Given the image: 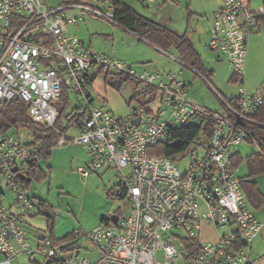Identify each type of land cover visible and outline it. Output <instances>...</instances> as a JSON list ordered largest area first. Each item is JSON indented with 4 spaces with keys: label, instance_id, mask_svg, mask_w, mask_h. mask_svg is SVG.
<instances>
[{
    "label": "built area",
    "instance_id": "2783aa9c",
    "mask_svg": "<svg viewBox=\"0 0 264 264\" xmlns=\"http://www.w3.org/2000/svg\"><path fill=\"white\" fill-rule=\"evenodd\" d=\"M42 1L0 0V101L25 102L34 123L57 133L56 147L81 146L90 157L77 169L82 178L117 172L114 196L128 210L108 215L90 232L75 230L74 247L64 249L49 236L32 245L25 225L39 202L26 179L28 164L39 162L43 147L15 133L0 134V183L12 194L10 207L0 196V264H16L21 256L31 263L47 259L57 264H251L250 247L264 224L249 205L233 155L242 143L254 141L249 126H264L254 119L264 107V85L249 93L243 84L249 43L264 29V6L253 10L242 0H222L214 13L207 49L226 61L241 84L233 98L221 96L203 72L162 51L211 87L223 107L213 111L191 99L182 73L138 71L67 33L69 25L89 18L119 26L109 0H72L54 8ZM95 67L142 84L152 94L149 102L154 97L159 105L132 107L129 116L117 118L90 93ZM64 88L75 105L74 116L63 126L67 131L57 128ZM188 125L202 129L186 149L181 141L178 153L189 150L184 169L178 153H149ZM70 130L79 135L68 136ZM205 224L235 232L205 241ZM82 240L91 243L97 258L82 256ZM185 240L198 243V254L190 257Z\"/></svg>",
    "mask_w": 264,
    "mask_h": 264
},
{
    "label": "rangeland",
    "instance_id": "374dc122",
    "mask_svg": "<svg viewBox=\"0 0 264 264\" xmlns=\"http://www.w3.org/2000/svg\"><path fill=\"white\" fill-rule=\"evenodd\" d=\"M122 1L132 6L138 13L162 23H166L165 19L172 13L174 8H178L176 11H173L175 12L173 15L176 16V19L179 16L183 18L181 14L186 9V4H183L181 7L175 6L176 0H168L167 6L162 4L161 1H156L155 3H150L148 0ZM177 1L179 2V0ZM42 2L51 7L49 0H43ZM253 4L264 5V0H253ZM196 6L200 7L198 1L196 2ZM96 26L99 29L103 28L102 23L98 20L96 21ZM167 27L179 29L174 25ZM200 46L199 54L205 71L213 73L210 78L212 85L224 98H233L237 95L241 84L238 81H232L233 72L229 70L225 60L218 58L219 55L217 53L210 52L204 46ZM162 51H159L158 48L145 41H139L138 37L128 40L123 39L119 46V52L131 55V58L119 60L132 64L138 71L155 68L156 71L161 73H164V71H168L165 73H182V77L186 79L187 83L192 84L189 89L193 101L213 111H223L219 99L206 82L198 77L193 70L173 60ZM168 53L174 57H178L174 48H169ZM247 55L245 65L246 85L244 86L248 91L249 85L256 84L258 79L264 75V45H253V41L250 42ZM89 76L92 79V87H89V90L95 99V103L117 118L129 116L132 107L143 108L146 106L156 109L159 105V102L154 97L152 98L153 101L149 102V97H152V94L148 93L142 84L127 80L120 87L118 77L108 74L107 71L102 72L99 67L93 68ZM74 106L73 104L69 108L67 119L65 118L62 122L63 125H68V121L74 116ZM78 135V132L75 130L68 132V136L73 138ZM20 137L26 141H31L27 132L20 133ZM188 151L175 155V157L182 158L178 163L180 169H184L188 163ZM236 151H239L243 158V163L238 172V176L243 177L246 175L247 157L253 153L260 152V149L255 143L244 142ZM86 158L87 153L84 149L72 142H69L65 146L55 147L51 159L48 161L42 160L41 163V167L44 170L51 167L52 174H49L46 180L40 182L33 180L29 183V192L47 202L49 207L47 212H49L51 217L54 216V232L57 239H61L77 229L90 232L108 215L119 210H124V212L128 210L126 203L117 199L112 192L110 193V190L119 183L117 172H100L92 174L88 178H82L79 175L77 169L85 164ZM48 218L50 217L46 216L45 212H42L38 214L36 219L31 223V226H28L31 240L34 238L39 239V237L41 239L50 235ZM228 228H217L216 230V228L205 227L204 225L201 234L202 240L212 239L218 234L225 235V233L231 230ZM68 243L70 241H66L63 245H67ZM179 244L180 242H178ZM255 244L254 242V246ZM81 245L89 249L93 248L91 243L86 240H82ZM72 246L74 247L76 244ZM86 254L84 249L82 256H86ZM16 264L32 263L29 262L27 257L21 256Z\"/></svg>",
    "mask_w": 264,
    "mask_h": 264
},
{
    "label": "trees",
    "instance_id": "16d2710c",
    "mask_svg": "<svg viewBox=\"0 0 264 264\" xmlns=\"http://www.w3.org/2000/svg\"><path fill=\"white\" fill-rule=\"evenodd\" d=\"M72 0H67V3ZM156 1V0H155ZM115 10V19L119 26L134 34L140 41H145L152 46L168 52L169 48H174L178 54V59L185 65L203 72L208 78H211L212 73L206 72L202 64L200 54L194 48L189 35L187 32L179 33L175 30H171L162 24L158 23L152 18L146 17L138 13L132 6L123 2L122 0H109ZM103 72V71H102ZM109 74V73H108ZM112 75V74H110ZM120 87L123 82L129 80L126 77L118 76ZM92 81V80H91ZM150 100V99H149ZM73 105V102L68 94L66 88L63 89V95L59 103L61 108L60 118L57 123V128L62 131H67V127H63V120L67 119V112ZM254 119L264 124V107L260 113L254 116ZM69 123V122H68ZM254 141L249 143H255L258 145L260 152H256L247 157L246 165L248 173L245 177L240 178L241 187L246 194L248 201L255 203L259 200L261 195L256 187V184L252 182V178L257 175L264 174V126L251 125L248 127ZM202 127L197 125H188L181 130H176L170 133V138L167 142L160 144L156 149L149 151L151 155L156 156H173L179 151L172 148V140L180 139L183 143L184 149H186L191 142L200 134ZM14 132L20 136V133L27 132L31 141H28L29 145H42L41 159H48L51 150L56 147V143L59 139L57 133L48 128L34 123L28 116V105L21 100H3L0 101V134H7ZM208 135V134H207ZM243 163V158L239 155L234 156V165L238 169ZM29 174L28 178L37 181H42L46 174L40 170L37 164L29 163ZM31 182H28V184ZM114 188L110 190V193L114 194ZM46 201L41 200L38 204V212L43 209H48ZM107 218H103L102 222L106 223ZM50 222V221H49ZM53 224H49V237L54 239L52 236ZM70 241L63 248L66 249L77 243L78 239H75L74 233L69 234L61 240V243ZM186 247L190 248V257L198 254L199 247L195 240H185ZM32 264H57L54 260H43L41 262H34Z\"/></svg>",
    "mask_w": 264,
    "mask_h": 264
},
{
    "label": "crops",
    "instance_id": "0c3cea01",
    "mask_svg": "<svg viewBox=\"0 0 264 264\" xmlns=\"http://www.w3.org/2000/svg\"><path fill=\"white\" fill-rule=\"evenodd\" d=\"M66 1L67 0H49V4L52 8H54V7L61 5L63 2H66ZM89 1H98V0H89ZM99 1H102V0H99ZM156 1L157 2L161 1L162 4H165V6L168 5V0H156ZM197 1L199 2L200 7L196 6ZM242 1L246 4H248L251 7V9H253V10H257L258 8L264 6V5H258V4L254 5L253 0H242ZM183 4H186V9L181 14V15H183V18H182V16H181V18L179 16V18L176 19V16L173 15L175 12H173V11H176V9H178V8H174L172 13L170 12L171 14H169V16L165 19L166 23L159 22L156 19H154V20L157 21L158 23L162 24L165 27L170 26V25H174V26H177L179 29L182 28L179 30V29L167 27V28H169L171 30H175L179 33L187 32L194 48L196 49V51L198 53H200L199 52L200 47H201L200 45H202V47L204 46V48L207 49V45H208L209 38H210L209 32H210L211 25L213 22L214 13L219 8H221L222 0H179V2L177 0L175 1V6L181 7ZM96 21H97L96 19L89 18V19L81 21L77 24L69 25L67 27V33L77 36L86 47L91 48L93 51H95L97 53L104 54L106 56H111L112 58H115V59L118 58V60L119 59H123V60L130 59L131 55L122 54L121 52H119V46H120L123 39H127V40L128 39H135V37H137V36L128 32L127 30H125L121 26L113 27L110 24L103 22V21H100V20H98V21L100 23H102L103 28L99 29L96 26ZM164 24H166L167 26ZM122 36H123V39H122ZM252 41H253V45H262L263 46L264 45V29L258 35H255L254 37H252L250 42H252ZM247 57H248V55H247ZM176 58H178V57H176ZM218 58H220V57H218ZM146 70L156 71L155 68L146 69ZM165 72H168V71H164V73ZM212 75H213V73H212ZM245 76H246V73H245ZM232 81L237 82V80L234 79L233 77H232ZM243 84L246 85L245 77L243 80ZM191 85L192 84H189V87ZM263 85H264V75L258 79V82L256 84L249 85L248 91L256 92ZM90 87H92V82H91ZM53 150H51L49 158L46 159L47 161L51 159ZM237 155L242 157V155L239 151H235L233 157L237 156ZM89 159H90V157L87 154V158L84 161V163L86 164L89 161ZM42 160H45V159L39 160L38 167L40 168V170H42L46 174L45 178L43 179V180H46L48 175L52 174V168L50 167L47 170H44L41 167ZM239 168H238V172H239ZM247 173H248V169H247V165H246V175H247ZM246 175H244L243 177H245ZM238 177L243 178L240 176H238ZM252 182L256 184V187L259 190L261 195L259 196V200H257L255 203H251L249 201V205H250L251 209L256 213L259 220H261L264 224V174H260V175L255 176L254 178H252ZM1 195L5 196L4 204L6 206L10 207L12 204V194L8 190H5L2 186V184L0 183V196ZM31 196L34 197L38 202H40L42 200L38 197H35V195H33V194H31ZM47 210L48 209H43L41 212L36 213L35 215H33L31 218H29L27 220L26 225H25V229H26L28 238L30 237V234H29L30 230H28V226H31V223L36 219L38 214H40L42 212H46ZM105 218H107V217H105ZM48 219L53 224L52 236L57 242H61V240L63 238H65L69 234L74 233V231H75L74 230V231L70 232L69 234H67L65 237H63L61 239H57L55 236V232H54V227H55L54 226L55 225L54 216L50 217ZM50 222H49V224H50ZM102 223L103 222L101 220L100 224H102ZM49 224H48V227H49ZM209 226L210 225L205 224V227H209ZM210 227L214 228L213 226H210ZM228 229H231V230L228 231L227 233H225V235L232 233V232H235L234 227H229ZM216 230H217V228H216ZM221 236H223V235L218 234L216 237H214L212 239H205V241L217 242ZM43 238L40 239V237H39V239L34 238L31 240V237H30L29 240H30L32 245H38ZM254 242L256 243L255 246H254ZM254 242L252 243V245L250 247L251 264H264V258L261 257L262 255H264V229H263L262 233L260 234V236ZM80 245H81V243H80ZM83 248L85 249V253H87L86 256H88L92 259L97 258L98 253L96 250H94L93 248L89 249L87 247L82 246L81 253L84 252ZM17 262H18V260H17Z\"/></svg>",
    "mask_w": 264,
    "mask_h": 264
},
{
    "label": "water",
    "instance_id": "95a60500",
    "mask_svg": "<svg viewBox=\"0 0 264 264\" xmlns=\"http://www.w3.org/2000/svg\"><path fill=\"white\" fill-rule=\"evenodd\" d=\"M171 147L174 148V149H176V150H179L182 147L181 140L180 139L175 140L171 144ZM14 170L16 171L17 168H15ZM26 180H27V182H31V179L30 178H27ZM45 215L48 216V217H51V215L47 211L45 212ZM112 220H114V218H112Z\"/></svg>",
    "mask_w": 264,
    "mask_h": 264
}]
</instances>
